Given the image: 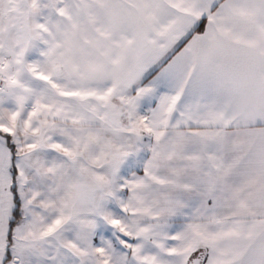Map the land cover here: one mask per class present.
I'll use <instances>...</instances> for the list:
<instances>
[{
    "label": "snow or ice",
    "instance_id": "obj_1",
    "mask_svg": "<svg viewBox=\"0 0 264 264\" xmlns=\"http://www.w3.org/2000/svg\"><path fill=\"white\" fill-rule=\"evenodd\" d=\"M0 264H264V0H0Z\"/></svg>",
    "mask_w": 264,
    "mask_h": 264
}]
</instances>
